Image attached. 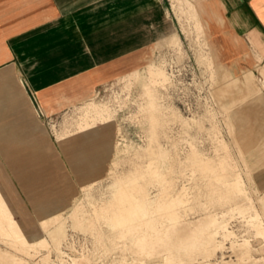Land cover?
<instances>
[{"label":"rangeland","instance_id":"rangeland-1","mask_svg":"<svg viewBox=\"0 0 264 264\" xmlns=\"http://www.w3.org/2000/svg\"><path fill=\"white\" fill-rule=\"evenodd\" d=\"M134 2L140 62L49 127L83 133L68 163L104 155L101 174L64 160V180L26 176V192L0 175V264H264V57L231 74L208 0Z\"/></svg>","mask_w":264,"mask_h":264},{"label":"crops","instance_id":"crops-1","mask_svg":"<svg viewBox=\"0 0 264 264\" xmlns=\"http://www.w3.org/2000/svg\"><path fill=\"white\" fill-rule=\"evenodd\" d=\"M208 2V13L216 19H209V33L222 61L231 74L233 69L251 71L258 62L252 48L264 57L248 37L255 32L264 45V3ZM134 3L121 12L125 24L120 27L119 0H0V175L15 177L23 192L32 191L22 181L26 176L64 180V160L78 181L101 174L104 155L94 169L78 155V173L68 163L70 142L83 133L58 141L49 127L140 62L139 51L150 34L147 30L136 40ZM150 13L149 5L139 19L148 22ZM66 190L54 189L58 200Z\"/></svg>","mask_w":264,"mask_h":264},{"label":"bare ground","instance_id":"bare-ground-1","mask_svg":"<svg viewBox=\"0 0 264 264\" xmlns=\"http://www.w3.org/2000/svg\"><path fill=\"white\" fill-rule=\"evenodd\" d=\"M210 234H211V233H210ZM205 235H206V234H205ZM208 236H209V235H208ZM208 236H207V237H208ZM205 237H206V236H205ZM214 237H215V236H214ZM203 238H204V237H203ZM207 239H208V238H207ZM207 239H206V240H207ZM206 240H205V241H206ZM207 241H208V240H207ZM205 243H206V242H205ZM207 243H208V242H207ZM202 246H204V245H202ZM205 247H206V246H205ZM208 250H210V249H208Z\"/></svg>","mask_w":264,"mask_h":264},{"label":"built area","instance_id":"built-area-1","mask_svg":"<svg viewBox=\"0 0 264 264\" xmlns=\"http://www.w3.org/2000/svg\"><path fill=\"white\" fill-rule=\"evenodd\" d=\"M38 114H39V115L41 114L40 110H38Z\"/></svg>","mask_w":264,"mask_h":264}]
</instances>
